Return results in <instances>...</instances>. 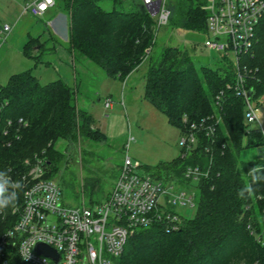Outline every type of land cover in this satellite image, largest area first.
Listing matches in <instances>:
<instances>
[{"label":"trees","instance_id":"trees-1","mask_svg":"<svg viewBox=\"0 0 264 264\" xmlns=\"http://www.w3.org/2000/svg\"><path fill=\"white\" fill-rule=\"evenodd\" d=\"M132 1L128 7L115 4L104 9L97 0H62L70 16L68 48L73 56L81 55L106 74L121 77L149 60L144 96L181 133L187 123L208 115L221 114L222 123L213 143L202 135L192 153L181 151L157 165L158 179L185 185L190 184L183 176L187 165L209 168L207 177L195 185L194 216L178 214L175 230H168L165 219L136 229L118 264H264V170L251 171L264 161V142L259 128L245 122L243 98L226 87L235 78L231 59L218 57L217 66L197 68L189 48L171 45L162 46L154 58L155 19L144 4ZM205 3L168 0L172 13L167 24L207 33ZM37 43L30 38L23 53L38 57L32 54ZM240 67L254 98L264 95V16L256 25L252 46L240 57ZM75 89L62 78L43 84L32 69L13 73L0 85V172L23 169L25 158L37 154L47 158L48 176L55 177L65 161L58 140L76 145L80 137L107 138L94 126V115L77 105ZM246 147L258 148L256 160L240 159ZM89 185L90 203L100 202L93 197L98 179L84 178L83 186Z\"/></svg>","mask_w":264,"mask_h":264},{"label":"built area","instance_id":"built-area-1","mask_svg":"<svg viewBox=\"0 0 264 264\" xmlns=\"http://www.w3.org/2000/svg\"><path fill=\"white\" fill-rule=\"evenodd\" d=\"M135 1L144 4L157 28L168 23L172 13L168 0ZM55 5L56 0H27L24 10L34 17H41ZM203 7L207 10L203 45L215 51L218 57L231 59L235 78L226 87L243 98L245 120L252 123L261 107L254 102L253 92L248 94L240 57L252 46L256 25L264 16V0H206ZM9 29L10 25L5 24L0 31ZM111 104L109 97L105 105ZM220 123L221 114L187 123L179 141L183 155L194 151L202 135L213 143ZM257 128L264 142L263 127ZM22 164L23 169L10 167L6 176H1L2 182L9 179L10 183L20 182L21 186L15 189L16 200L0 209V264H118L129 235L136 229L147 227L156 219L167 220L168 230L179 228L178 213L167 206L161 207L162 195H168L167 201L171 205L193 206L196 203V189L171 192L163 180L154 178L142 168L139 160H133L128 154L106 198L89 204L83 201L80 207L63 203L62 188L57 178L48 176L49 163L45 156L35 154L25 158ZM260 169L264 170V161L251 171ZM208 173L209 168L190 164L183 176L187 181L197 183ZM12 195V187L5 183L0 202L9 200ZM250 206L247 204L246 209ZM38 242L55 248L59 260L36 252Z\"/></svg>","mask_w":264,"mask_h":264},{"label":"rangeland","instance_id":"rangeland-1","mask_svg":"<svg viewBox=\"0 0 264 264\" xmlns=\"http://www.w3.org/2000/svg\"><path fill=\"white\" fill-rule=\"evenodd\" d=\"M97 1L104 9H112L115 4L117 7H128L133 2ZM24 2L25 0H0V26L5 21H11ZM62 31L64 42L68 37L67 26ZM154 32V58L160 53L162 46L171 45L189 48L197 68L203 65L217 66L219 55L203 45L206 33L182 30L168 24L154 28ZM5 36L6 31H0V85H4L11 74L26 69H32L43 84L56 79L53 67L40 64L34 59L36 57L20 52L11 39H5ZM30 50L31 48L28 51ZM32 50L34 51L33 48ZM73 57H77V83L74 84L76 103L94 115V126L100 128L98 123L101 124L100 130H104L107 135V138L97 139L80 137L76 145H69L64 139L56 143L65 154V161L55 176L62 188V201L71 207H80L83 201L90 203V185L86 188L83 186L84 178L98 179V188L93 197L103 200L112 191L127 154L133 160H139L142 168L158 179L156 175L161 172L157 165L176 158L182 147L179 143L180 128L171 124L167 115L144 96L145 73L149 60H145L126 77H121L106 74L100 66L81 55ZM108 97L112 99L111 107L105 106V99ZM254 102L264 108V95L256 98ZM256 114L257 119L254 122H245L250 127H263L264 130V110L258 108ZM258 153L257 147H246L241 151L240 159H255ZM162 180L171 192L189 189H196L197 192L195 181L185 185L166 181L164 178ZM167 200L168 195L161 196V207L167 206L185 218L194 216L196 205H171Z\"/></svg>","mask_w":264,"mask_h":264},{"label":"crops","instance_id":"crops-1","mask_svg":"<svg viewBox=\"0 0 264 264\" xmlns=\"http://www.w3.org/2000/svg\"><path fill=\"white\" fill-rule=\"evenodd\" d=\"M26 1L10 19L11 21H5L2 25H10V29L6 31L5 39H11V42L23 53V48L29 39L36 38L38 43L35 45L33 52L38 57L34 59L40 64L53 67L56 79L62 78L66 83L74 86L77 83V57H73V53L67 46L68 37L67 41L64 42L62 37V30L66 26L68 30L69 27V12L62 8V0H56V5L49 8L43 16L34 17L24 10ZM2 26H0V29ZM40 50L41 52H38ZM98 126L102 129L101 124L98 123Z\"/></svg>","mask_w":264,"mask_h":264},{"label":"water","instance_id":"water-1","mask_svg":"<svg viewBox=\"0 0 264 264\" xmlns=\"http://www.w3.org/2000/svg\"><path fill=\"white\" fill-rule=\"evenodd\" d=\"M251 93H252V89H249V92H248L249 96L251 95ZM260 110L263 111L264 108L261 107ZM35 251L44 255V256L50 257L55 261L59 260V254H58L57 250L55 248L51 247L50 245L45 244V243L38 242L35 245Z\"/></svg>","mask_w":264,"mask_h":264},{"label":"clouds","instance_id":"clouds-1","mask_svg":"<svg viewBox=\"0 0 264 264\" xmlns=\"http://www.w3.org/2000/svg\"><path fill=\"white\" fill-rule=\"evenodd\" d=\"M0 176H6L5 173L0 172ZM5 183H9V186L13 189V195L9 200H6L4 202H0V209L6 208L9 204L13 203L17 198V193L15 189L19 188L20 182L10 183L9 179L6 182H0V198L3 197V194L5 192Z\"/></svg>","mask_w":264,"mask_h":264}]
</instances>
